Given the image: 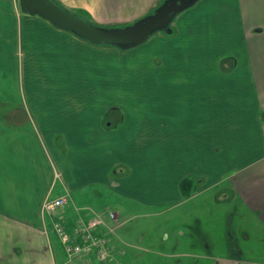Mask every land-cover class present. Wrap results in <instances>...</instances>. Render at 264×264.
Here are the masks:
<instances>
[{
    "label": "crops",
    "instance_id": "1",
    "mask_svg": "<svg viewBox=\"0 0 264 264\" xmlns=\"http://www.w3.org/2000/svg\"><path fill=\"white\" fill-rule=\"evenodd\" d=\"M57 1L94 23L131 24L164 0ZM172 23V33L133 48L157 59L167 103L134 105L140 114L132 116L73 86L96 56L126 50L94 45L0 0V264H68L41 209L77 192L154 207L230 173V197L264 225V0H199ZM134 248L118 239L106 263ZM214 259L264 264L236 251Z\"/></svg>",
    "mask_w": 264,
    "mask_h": 264
},
{
    "label": "rangeland",
    "instance_id": "2",
    "mask_svg": "<svg viewBox=\"0 0 264 264\" xmlns=\"http://www.w3.org/2000/svg\"><path fill=\"white\" fill-rule=\"evenodd\" d=\"M16 2L18 5L20 0ZM63 6L80 14L77 10ZM90 21L94 23V20ZM95 24L103 27L130 25ZM103 56H96L95 65L90 64L85 70L87 78L74 82L73 86L84 91L94 90L107 98L113 105L112 109L116 106L127 107V114L132 116L140 114L134 110V105L167 103L166 97H163L166 95L164 90H167V83L157 78V59H153L151 50L147 53L137 52L133 48L118 52L111 50V53ZM157 97H162L163 101L157 100ZM233 178L230 173L226 174L216 187L202 192L195 191L192 197L184 201L154 207L137 204L134 200H126L129 203L122 206L108 191H103L100 198L91 199L79 192L72 193L69 198L72 205L78 208L94 212L115 210L118 213L117 222L120 221V225L111 235L110 245L115 249L118 239L120 243L123 239L135 245L131 255L124 257L119 264H215L214 256L225 255L229 251L240 254L243 262L264 261V225L251 216L236 198L230 197ZM109 225L114 223L109 222ZM51 237L53 245L67 263L55 236L51 234ZM204 240L206 243L209 241V245H204ZM126 249L131 251L129 247ZM86 261L91 264H107L109 260L92 258Z\"/></svg>",
    "mask_w": 264,
    "mask_h": 264
},
{
    "label": "water",
    "instance_id": "3",
    "mask_svg": "<svg viewBox=\"0 0 264 264\" xmlns=\"http://www.w3.org/2000/svg\"><path fill=\"white\" fill-rule=\"evenodd\" d=\"M199 0H164L152 13L124 27H103L74 13L57 0H20L24 13L39 15L55 27L70 31L97 46L129 50L146 43L158 32L172 33L171 23Z\"/></svg>",
    "mask_w": 264,
    "mask_h": 264
},
{
    "label": "built area",
    "instance_id": "4",
    "mask_svg": "<svg viewBox=\"0 0 264 264\" xmlns=\"http://www.w3.org/2000/svg\"><path fill=\"white\" fill-rule=\"evenodd\" d=\"M70 205L68 195L48 198L43 203L42 216L46 231L55 236L68 262L79 259L110 260L113 248L111 235L117 223L112 210L94 212L73 208L71 216L66 211ZM109 222L114 225H109Z\"/></svg>",
    "mask_w": 264,
    "mask_h": 264
},
{
    "label": "flooded vegetation",
    "instance_id": "5",
    "mask_svg": "<svg viewBox=\"0 0 264 264\" xmlns=\"http://www.w3.org/2000/svg\"><path fill=\"white\" fill-rule=\"evenodd\" d=\"M232 234V233H231ZM240 257V254H237Z\"/></svg>",
    "mask_w": 264,
    "mask_h": 264
},
{
    "label": "trees",
    "instance_id": "6",
    "mask_svg": "<svg viewBox=\"0 0 264 264\" xmlns=\"http://www.w3.org/2000/svg\"><path fill=\"white\" fill-rule=\"evenodd\" d=\"M183 184H186V181H185V183H183Z\"/></svg>",
    "mask_w": 264,
    "mask_h": 264
}]
</instances>
